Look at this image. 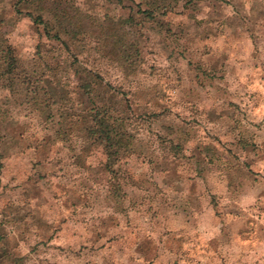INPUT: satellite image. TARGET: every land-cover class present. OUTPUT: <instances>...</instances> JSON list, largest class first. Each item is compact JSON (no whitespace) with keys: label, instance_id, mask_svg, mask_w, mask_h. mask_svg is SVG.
Here are the masks:
<instances>
[{"label":"clouds","instance_id":"obj_1","mask_svg":"<svg viewBox=\"0 0 264 264\" xmlns=\"http://www.w3.org/2000/svg\"><path fill=\"white\" fill-rule=\"evenodd\" d=\"M186 5L0 24V264H264V0Z\"/></svg>","mask_w":264,"mask_h":264},{"label":"rangeland","instance_id":"obj_2","mask_svg":"<svg viewBox=\"0 0 264 264\" xmlns=\"http://www.w3.org/2000/svg\"><path fill=\"white\" fill-rule=\"evenodd\" d=\"M116 2L119 3L120 0H116ZM30 4L31 0H0V24L11 27V25L15 22V18L19 17L21 14L30 16L31 13L36 10L31 8ZM187 6L192 7V0H188V5H186V7ZM25 9L28 11H25ZM261 17H264V12L258 13L256 19L258 20ZM48 90L53 97L57 98V100L62 99L65 95L63 90L52 88L50 85ZM0 131H3V128H0ZM13 219H16V217H13ZM149 244L150 241H145L138 250H146ZM3 255V253H0V257H3ZM187 255L189 260L194 258L193 253H187ZM197 264H204L203 258L200 261H197Z\"/></svg>","mask_w":264,"mask_h":264}]
</instances>
